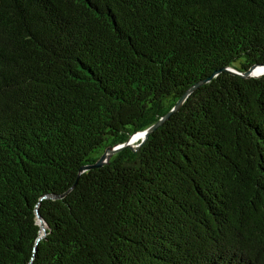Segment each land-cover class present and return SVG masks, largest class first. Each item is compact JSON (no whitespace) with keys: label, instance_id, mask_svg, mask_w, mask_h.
I'll use <instances>...</instances> for the list:
<instances>
[{"label":"trees","instance_id":"1","mask_svg":"<svg viewBox=\"0 0 264 264\" xmlns=\"http://www.w3.org/2000/svg\"><path fill=\"white\" fill-rule=\"evenodd\" d=\"M256 64L264 0H0V264H264V73L80 172Z\"/></svg>","mask_w":264,"mask_h":264},{"label":"water","instance_id":"2","mask_svg":"<svg viewBox=\"0 0 264 264\" xmlns=\"http://www.w3.org/2000/svg\"><path fill=\"white\" fill-rule=\"evenodd\" d=\"M259 66H263L264 67V64H256V65H253L246 72H239L236 69L231 68V67H223L220 70L215 71L211 76H209V77H207L205 79H201V80L197 81L196 83H194L193 85H191L183 93V95L178 99V101L175 103V105L167 113H165L157 122H155L153 125H151L150 127H148L145 130L138 131V132H143V137H142V139L140 140L139 143H135L134 144V143H132L130 141V137L133 135L132 134L129 137V139L127 141L123 142V143H119V144H116V145H109L108 147H106L105 151L99 156V158L97 159V161H95L94 163L82 165L81 168H80V172H83L86 169H89L91 167H100V166H103L105 163H107L109 161V158H108L109 156L112 157V155L114 153H116L117 151L121 150L122 148H124L126 146L139 147L146 140V138L148 137V135H149L150 132H152L153 130H155L166 119H168L172 112H174L175 110H178L181 107L182 103L185 101V99L189 96V94L191 92H193L199 85H201V84L205 83L206 81L210 80L214 75H216L221 70L226 69V70H229V71L234 72V73H239L242 76L249 77V76H252V75H259V74H255L254 73V70L257 67H259ZM262 73H264V71ZM135 133H137V132H135ZM84 166H86V168ZM54 196H56V195H54ZM35 212H36V215H37L38 223L41 226V233H40V236L38 237V240H39L45 234V231H46V222H45L43 216L41 215V213L39 211V202L36 205Z\"/></svg>","mask_w":264,"mask_h":264},{"label":"bare ground","instance_id":"3","mask_svg":"<svg viewBox=\"0 0 264 264\" xmlns=\"http://www.w3.org/2000/svg\"><path fill=\"white\" fill-rule=\"evenodd\" d=\"M257 69H258V70H257ZM261 70H264V67H263V66H262V67L259 66L258 68H256L255 72H256V71H257V72H260ZM141 134L143 135V132H142V133H141V132H140V133L137 132V134L134 133V134L130 137V141H131V142L134 141V142L136 143L137 141L140 140V136H141Z\"/></svg>","mask_w":264,"mask_h":264},{"label":"snow or ice","instance_id":"4","mask_svg":"<svg viewBox=\"0 0 264 264\" xmlns=\"http://www.w3.org/2000/svg\"><path fill=\"white\" fill-rule=\"evenodd\" d=\"M109 159H111V157H108ZM86 168V166H84ZM87 170V169H86ZM39 259V254L37 253V255L33 256L31 258V260L28 262V264H37V260Z\"/></svg>","mask_w":264,"mask_h":264},{"label":"rangeland","instance_id":"5","mask_svg":"<svg viewBox=\"0 0 264 264\" xmlns=\"http://www.w3.org/2000/svg\"><path fill=\"white\" fill-rule=\"evenodd\" d=\"M262 67V66H261ZM258 68V67H257ZM256 70V69H255ZM255 70H254V73L255 74H261L264 70H261L260 72H255ZM258 70V69H257ZM138 133H140V132H138ZM142 133V132H141ZM135 134H137V133H135ZM142 137H143V135L141 134V136H140V140L142 139ZM140 140L139 141H137L136 143H139L140 142ZM132 143H134L135 144V142L133 141Z\"/></svg>","mask_w":264,"mask_h":264}]
</instances>
